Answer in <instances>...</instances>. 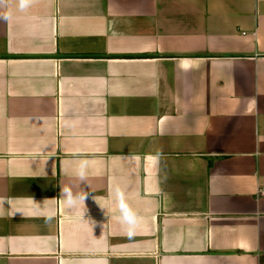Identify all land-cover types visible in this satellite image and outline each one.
Wrapping results in <instances>:
<instances>
[{
  "label": "crops",
  "instance_id": "1",
  "mask_svg": "<svg viewBox=\"0 0 264 264\" xmlns=\"http://www.w3.org/2000/svg\"><path fill=\"white\" fill-rule=\"evenodd\" d=\"M80 159L83 219L62 195L79 191ZM116 183L140 217L133 237ZM261 188L264 0H13L0 264H264Z\"/></svg>",
  "mask_w": 264,
  "mask_h": 264
},
{
  "label": "clouds",
  "instance_id": "2",
  "mask_svg": "<svg viewBox=\"0 0 264 264\" xmlns=\"http://www.w3.org/2000/svg\"><path fill=\"white\" fill-rule=\"evenodd\" d=\"M13 0H0V21H8L11 18V7ZM34 0H16L18 8L20 11L29 9ZM160 155L157 154L156 160H159ZM89 163L87 159H80L78 165L75 169V174L78 177L79 191H74L71 186H65L62 189V195L64 199V204L67 208H79L81 218L87 212L85 206V201L89 198L93 199V194L87 190V174H88ZM112 203L116 205L119 211V220L122 225L125 226L126 234L129 237H133L136 232L138 225L140 223V217L138 213L129 204L126 194V189L121 187L120 184L116 183L112 189ZM54 214H50L47 220L50 222L53 219ZM85 220V219H84ZM88 221L91 225L95 224V221L91 220L89 217ZM103 264H108L107 258L104 259Z\"/></svg>",
  "mask_w": 264,
  "mask_h": 264
},
{
  "label": "built area",
  "instance_id": "3",
  "mask_svg": "<svg viewBox=\"0 0 264 264\" xmlns=\"http://www.w3.org/2000/svg\"><path fill=\"white\" fill-rule=\"evenodd\" d=\"M256 194L259 196H263L264 195V189L263 188L257 189Z\"/></svg>",
  "mask_w": 264,
  "mask_h": 264
}]
</instances>
